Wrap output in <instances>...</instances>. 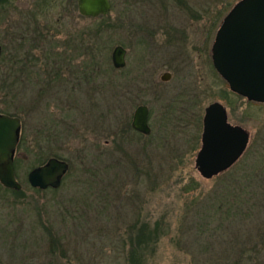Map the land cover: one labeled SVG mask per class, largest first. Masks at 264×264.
Masks as SVG:
<instances>
[{
	"label": "rangeland",
	"instance_id": "1",
	"mask_svg": "<svg viewBox=\"0 0 264 264\" xmlns=\"http://www.w3.org/2000/svg\"><path fill=\"white\" fill-rule=\"evenodd\" d=\"M237 1L111 0L106 42L92 54L72 40L102 21L81 18L77 0H0L8 49L0 114L19 117L25 139L16 152L24 192L0 183V264H127L123 240L134 224L159 233L146 264H264V103L234 93L212 61ZM172 27H187L190 38L174 33L173 42L163 32ZM22 35H35L34 69L66 53L63 85L5 78L14 48L26 50ZM117 45L128 49L122 69L112 62ZM177 58L187 60L168 61ZM166 71L172 77L162 81ZM215 101L256 144L231 173L207 179L195 159ZM140 104L149 106V135L129 128ZM57 156L71 164L61 188H33L29 172Z\"/></svg>",
	"mask_w": 264,
	"mask_h": 264
},
{
	"label": "water",
	"instance_id": "2",
	"mask_svg": "<svg viewBox=\"0 0 264 264\" xmlns=\"http://www.w3.org/2000/svg\"><path fill=\"white\" fill-rule=\"evenodd\" d=\"M111 0H79V11L85 16L107 15ZM3 48L0 44V57ZM127 50L117 45L112 52L116 69L126 66ZM213 63L230 89L248 101L264 103V0H238L222 20L212 47ZM170 73L162 75L168 80ZM132 126L149 135V107L139 105ZM22 121L19 117L0 114V183L20 190L23 185L16 175L15 154L20 142ZM251 133L229 120L225 104L215 101L205 109L201 147L195 164L200 174L211 179L231 169L243 157ZM70 168L69 162L51 157L47 163L33 168L28 181L33 188H59Z\"/></svg>",
	"mask_w": 264,
	"mask_h": 264
},
{
	"label": "trees",
	"instance_id": "3",
	"mask_svg": "<svg viewBox=\"0 0 264 264\" xmlns=\"http://www.w3.org/2000/svg\"><path fill=\"white\" fill-rule=\"evenodd\" d=\"M98 20H101L102 24H100V23L96 24L91 29H89L88 31H84V33H83V46H85V49H87L88 52H91L92 54L96 53V51L100 52L101 51V47L106 42L105 41V33L107 31V26H106L107 23L105 21L106 20V16H100V17L96 18L95 22L96 21L99 22ZM108 30H109V28H108ZM87 38L89 39L88 41L86 40ZM6 46L4 45V52H3V54H2V56L0 58V68H1V65H3V63H5L6 60H7V51H8V49H7ZM14 49H15L14 55H13V57H11V60L8 61L9 73L7 75H4L5 78L8 79L10 77L9 75H12L13 73H16V78H17L18 81H19V78L21 76L22 77L26 76L24 81H27V79L29 78V79H31L30 80V84L33 83V75L31 76L30 70L27 67L28 65L23 62L24 61L23 58L19 59V63L18 64L16 63V56L19 53H22V52H18V50H20V49H18L16 47ZM1 87H2V85H0V88ZM129 128L131 129V131L132 130L134 131V128L131 126V124H129ZM140 135H143V134L140 133ZM24 141H25V139H24L23 133L21 132L19 146H21V144H23ZM255 144H256V140L254 139L251 142V144H250L248 150L246 151L245 155L238 161V163L236 165H238L239 162H242V161L245 160L244 157L248 156V154L250 152L249 150L251 148H253L255 146ZM19 146H18V148H19ZM58 158H61V157H58ZM19 160L20 159L15 157L16 175H17L18 179H19V176H20ZM70 170H71V164H70V168H69L68 172L66 173L65 177L63 178V180L68 178ZM232 171H233V168H231L226 173H224L223 176L231 173ZM63 180H62V182H63ZM19 181H20V179H19ZM61 186L59 188H48V189H45V190H42L40 188H36V189L39 190V191L52 190V191H56L57 192L61 188ZM5 189L7 191H11L13 193L19 194V193L24 192L25 187L23 186L22 189H20V190L10 189V188H6V187H5ZM153 233L157 237V239H156V242H157L158 235H159L158 230L155 229L154 231H152L150 229L149 225H145L144 227L137 228V226L134 224L128 229V231L126 232V237L123 240L124 246H125L126 250L128 251L127 264H146V259H145L146 252H147L148 249H150V247L152 245V240L151 239H152ZM246 252H247V250L244 249V253H246Z\"/></svg>",
	"mask_w": 264,
	"mask_h": 264
},
{
	"label": "flooded vegetation",
	"instance_id": "4",
	"mask_svg": "<svg viewBox=\"0 0 264 264\" xmlns=\"http://www.w3.org/2000/svg\"><path fill=\"white\" fill-rule=\"evenodd\" d=\"M1 1H3V0H1ZM112 3V2H111ZM77 5H78V13H79V16L81 17V18H84V17H89V18H92L93 19V23L95 22V20H96V18H98V17H100V16H104V15H100V16H97V17H92V16H85V15H83V14H81L80 13V11H79V0H77ZM92 27H90V29H91ZM187 27H185V28H177V27H172L171 29H166V31H163L164 32V34H167L168 36H169V38H170V40H172L173 42L175 41L174 39H172V37H173V34L175 33V34H177V33H180L181 34V36L182 35H186L187 36V38L189 37L190 38V36L188 35V34H190V31H188V30H185ZM78 31V30H77ZM88 31V30H87ZM168 31V32H167ZM186 32V33H185ZM26 33V32H25ZM76 33V32H75ZM75 33H73V34H75ZM83 33H84V30H83V28H80L79 29V32H77L76 33V38L75 39H73L72 41H74L75 40V48H76V50H78V40L80 39V46H82L83 45ZM27 34V33H26ZM28 34H29V32H28ZM27 34V35H28ZM159 34H162L161 32H159ZM180 41L182 40L180 37H177ZM18 40V43L19 42H28L26 45H22V46H25L26 47V50H24V49H20V50H18V52H22V53H19L17 56H16V63L18 64L19 63V59H21V58H23V62L25 63V64H27L28 66V69L30 70V74H31V76L33 75V81H40L41 79L43 80V81H47L48 83H52V81L53 82H55V81H57V82H59L58 84H64L65 83V79H66V77H67V68H66V66H65V61H64V59H63V56L62 55H65L66 53H64V54H60V55H58V57H56V55L57 54H50V55H47V58L44 60V65H39V67H37L38 69H34L35 68V65H37V64H39V62L37 61L38 59L36 58V54H35V50H34V46L32 45V43L30 44L29 43V40H31V41H34L35 40V35H33L32 36V39H30L28 36H26V35H22V36H16V41ZM178 42V41H177ZM0 44L2 45V48H3V52H4V46H3V44L0 42ZM182 46H185V43L184 42H182ZM191 46V45H190ZM190 46L188 47V48H190ZM126 50H127V53H126V65H127V54H128V49L127 48H125ZM75 50V51H76ZM67 51V50H66ZM187 52H188V50H186ZM3 52H2V54H3ZM55 53H57V52H55ZM78 53V52H77ZM182 54V53H181ZM186 56H187V59H188V55L189 54H186V53H184ZM2 56V55H1ZM174 57H178V52H176V56H174ZM170 58V57H169ZM180 58H177V59H175V60H168V61H170V62H172V63H174V62H178L176 65H178V66H180V65H184L183 64V62L185 61V60H187L186 58H182V60H179ZM189 61V60H188ZM212 61H213V58H212ZM41 63V62H40ZM142 63H145V62H142ZM68 65H70V63H67ZM65 67V68H64ZM69 67H71V65L69 66ZM126 67V66H125ZM39 68H41L40 70H39ZM166 72H168V73H170V78L168 79V80H163L162 79V75L164 74V73H166ZM166 72H164L162 75H161V80L162 81H169L170 79H171V77H172V73L171 72H169V71H166ZM34 77L36 78V79H34ZM50 88H52L51 86H50ZM140 105H142V104H140ZM144 105H146V104H144ZM139 106V105H138ZM137 106V107H138ZM149 107V106H148ZM136 110V109H135ZM135 112V111H134ZM149 115H150V111H149ZM134 116V115H133ZM150 117V116H149ZM22 121V120H21ZM132 121H133V119H132ZM131 125H132V122H131ZM22 127H23V122H22ZM133 127V126H132ZM23 129V128H22ZM135 130V129H134ZM135 131H137V130H135ZM21 132H22V130H21ZM137 132H139V131H137ZM140 133V132H139ZM142 134V133H141ZM143 135H145V134H143Z\"/></svg>",
	"mask_w": 264,
	"mask_h": 264
}]
</instances>
